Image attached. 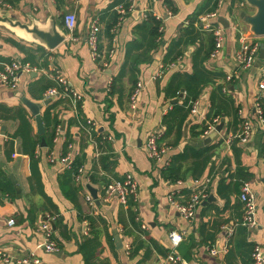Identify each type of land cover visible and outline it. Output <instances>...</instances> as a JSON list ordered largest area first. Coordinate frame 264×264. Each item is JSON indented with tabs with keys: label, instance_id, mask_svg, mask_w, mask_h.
<instances>
[{
	"label": "crops",
	"instance_id": "crops-1",
	"mask_svg": "<svg viewBox=\"0 0 264 264\" xmlns=\"http://www.w3.org/2000/svg\"><path fill=\"white\" fill-rule=\"evenodd\" d=\"M120 0H7L10 8L0 5V14L30 23L32 18L45 23L52 15L57 22L64 23L65 15H76L73 31L63 28L67 39L54 50L46 54L39 45L18 37L11 30L0 25V67L7 60L26 56L25 49L33 51L42 64L38 71L21 75L17 89L0 82V171L10 178L13 194L0 193V248L14 258H26L34 253L42 264H164L171 248L168 233L171 230L182 232L184 238L176 247V253L186 264H252V253L259 244L264 254V122L259 120L256 104L261 102L264 109V89L259 84L264 67V52L259 48L254 64L249 68H240L236 59L241 47L242 33L261 44L264 37L253 35L249 27L232 11L234 5L244 0H220L218 16L209 18V22L223 27V46L218 57H209L205 66L221 77L205 86L198 102V110L190 114L181 128L178 144L173 133L169 139L160 140L168 151L161 161L153 160L146 150L147 137L154 129H162L163 117L172 105L183 103L184 94L172 97L174 88L171 79L176 73L191 74L194 71V55L201 43L213 33L203 26L205 21L197 23L203 27L201 40L182 47L183 55L158 74L159 65L167 63L166 57L174 39L178 38L188 26L190 17L206 0H132L133 10L124 18L116 19ZM175 9V11H174ZM250 14L255 8H245ZM147 13L156 15L163 21L162 43L152 52V60L140 65L138 81L144 88L139 99L138 109L130 107L129 66L127 75L117 83L113 93L110 86L114 76L121 72L126 62L129 43L140 40L136 27L145 21ZM206 15V14H205ZM203 15L200 16V18ZM224 17L229 27L219 21ZM98 21V47L100 60L92 57L88 35L94 21ZM110 28V29H109ZM111 34L113 36L111 37ZM41 55V57H40ZM54 62L68 84L81 94V100L74 102L70 97H56L44 104L42 88L58 86L49 65ZM48 62V66H46ZM107 63V67L104 65ZM171 63V62H170ZM0 68V69H2ZM56 84V85H55ZM218 85L223 86L219 92ZM184 90V89H182ZM181 90V93H182ZM216 104L225 109L219 117L224 120L222 131L207 144L204 140L210 135L202 133V126L208 124L207 115L212 107L211 96ZM25 97L41 104V114L45 126L43 135L37 132V123L31 110L25 105ZM177 100L173 103V101ZM194 102V101H193ZM192 102V103H193ZM80 108H78V104ZM50 106V124L44 120V113ZM21 115L31 123V139L40 138L35 156L41 172V186L31 181V143L27 140L24 150L23 137L16 136L19 129L25 130ZM253 123V133L246 143L236 138L242 131L243 121ZM60 124L55 126V121ZM91 120L96 127L97 136H92L84 121ZM218 123V124H219ZM217 124V125H218ZM4 126V129H3ZM56 127V128H55ZM61 134L52 139L54 132ZM100 133L110 136L113 162V175L110 179H123L128 172L133 173L139 184L138 201L134 205L121 204L117 199L101 201L104 183H91L87 178L94 166L100 174L102 148H98L96 138ZM69 134L73 140L70 154L71 162L85 151L83 180L77 182L82 187L73 195L76 201L68 197L60 185L59 177L68 169L59 161L49 162V154L55 158L64 155V143ZM45 138L46 146H42ZM52 139V144L49 140ZM213 145L211 159L202 170L198 179L209 182V195L216 200L202 202L194 219L190 222L171 205L169 196L177 194L184 200L187 193L197 187L192 175V163L195 149ZM106 147V146H105ZM189 148V157L183 161L187 171L186 180L172 182L162 170L168 166L172 157ZM19 150L20 153H19ZM107 150V147H106ZM169 163L166 165L165 162ZM20 187L18 194L11 177ZM251 184L256 196L258 225L249 229L242 223L243 203L240 193L243 181ZM97 189L100 204L91 206L86 200L90 193L87 185ZM209 197V196H208ZM133 211V216L131 215ZM53 220L54 240L57 252H46L38 245L41 241L40 226L48 217ZM14 218V225L8 220ZM143 225L146 228L143 229ZM233 231L231 244L227 252L213 255L209 249H222L227 242L228 233ZM115 235H119L122 246H118ZM130 245V250L126 249ZM0 264H17L16 262Z\"/></svg>",
	"mask_w": 264,
	"mask_h": 264
},
{
	"label": "trees",
	"instance_id": "trees-1",
	"mask_svg": "<svg viewBox=\"0 0 264 264\" xmlns=\"http://www.w3.org/2000/svg\"><path fill=\"white\" fill-rule=\"evenodd\" d=\"M7 1V0H6ZM220 0H206V2L190 17V21L188 22V26L184 28V32L181 33V35L174 39L169 47V51L167 53L166 62L165 64H168L170 62H175L179 57L183 55L182 47H185L189 44L195 43L197 40H201V35L203 31V27L197 25V23L201 22V15L209 14L218 9ZM168 4H170L169 0L167 1ZM232 2V9L233 4ZM118 4H123V6L126 8V15L129 14V7L132 4L129 0H120ZM175 11V9H174ZM125 15V16H126ZM121 14H116V19L120 17ZM163 21L161 18H157L156 15L147 13L145 21L138 25L136 27V32L140 34V40H134L131 43H129L127 47L126 52V62L121 69V72L114 76L111 86H110V93H113L115 90V86L117 83L123 81V78L127 75V71L125 68L129 66L130 70L128 71L130 74V80L132 81V90L134 89L135 85L138 82V73L140 71V65L143 63H148L152 60V52L157 49L160 44L162 43V30H160L161 26H163ZM64 23H60L62 26ZM110 29V28H109ZM212 32V31H211ZM213 33V32H212ZM113 34H111V37ZM185 45V46H184ZM215 48V35L214 33L209 36L207 39V44L204 45L201 43L199 46V49L194 55V71L191 74L188 73H176L170 83V87L174 88V93L172 97H179L181 94V90L184 89L185 95L183 99V103H176L172 105V108L166 115L163 117V125L166 127V130L164 131L163 135L161 136L160 140L164 141L169 139V137L174 133L175 134V142L174 144H178L181 138V128L190 114L192 110V102L198 99L204 89L205 86L209 85L210 83H214L215 79L221 77V74H217L209 70L205 66L206 60L210 57L212 51ZM39 49L43 50L42 52L46 51V54L50 53L49 50L44 48L43 46L39 45ZM26 56L23 59V62H28L32 64L33 66H36L37 68H40L42 64L38 62V56L33 51H30L28 49H25ZM41 57V55H40ZM101 57L97 58V61L100 60ZM0 61H4L2 57H0ZM10 60H7L5 62H8ZM46 66H48V62L45 63ZM2 68V66L0 67ZM56 85V84H55ZM48 85L44 86L42 88V91H46L48 89ZM217 89L219 92L223 91V86L218 85ZM132 92V91H131ZM131 94V93H130ZM212 107L207 115L208 124H205L202 126V133L205 134V132L209 129L210 125L214 123V119L217 117H221L223 112H225V109L222 108L219 104H216L215 98L212 95ZM263 117H264V109L259 101ZM80 103L78 104V108H80ZM50 106L47 107L45 113H44V120L46 123L50 124L49 116H50ZM22 124L25 128V130L28 132V134L23 133V130L19 129L16 133V136L23 137V146L24 150H27V140L29 143H31V150H30V156H31V181L38 183V185L41 186V172L38 166V159L35 156L36 147L41 144L40 138L35 140L34 138L31 139V123L28 121L27 118H25L23 115H21ZM60 124V121H55V126ZM87 121L83 122V125L86 127ZM91 126V125H89ZM55 127V128H56ZM55 133L53 134L52 139L55 138ZM92 136H97L96 130H91ZM108 136H104L103 133H100L99 136L96 138V142L98 145V148H102L103 154H101L100 157V169L103 172L100 174V170H98V166H94L93 170L88 173L87 178L91 183H109L110 179L108 175H113V162L111 159L114 158V155L112 154L111 150V142L110 140H107ZM52 139L49 140V144H52ZM73 143V140L69 134H67L66 141L64 143V152L63 154L66 155L69 151V146ZM107 150H106V147ZM213 149V145H206L199 149H195L194 151V159L192 163V175L193 179H200L202 176V170L208 162L211 159L210 151ZM189 155V148H187L184 153H180L178 155H175L172 157V160L162 170L164 176L169 179L172 182H176L179 180H186L187 178V171L190 169L184 170L183 161H186L188 159ZM85 151H83L81 154H79L72 162L70 168H68L60 177V185L62 187V190L64 193L70 197L71 199L76 201V197L73 195L75 192H79V189H81L82 185L77 184L75 181V175L78 173L79 168L84 166L85 164ZM245 182V180L243 181ZM10 192L13 194V186L12 182L9 177L6 176V174L2 171H0V193H8ZM191 192V191H190ZM187 193V196L190 194ZM130 206L134 205V202L130 200L129 202ZM131 215L133 216V211L131 210ZM134 221V216H133Z\"/></svg>",
	"mask_w": 264,
	"mask_h": 264
},
{
	"label": "built area",
	"instance_id": "built-area-1",
	"mask_svg": "<svg viewBox=\"0 0 264 264\" xmlns=\"http://www.w3.org/2000/svg\"><path fill=\"white\" fill-rule=\"evenodd\" d=\"M132 1V0H129ZM220 2V1H219ZM132 3V2H131ZM0 5L4 8H10L11 6L7 3L6 0H0ZM134 7L132 4L129 7V12L133 10ZM118 11L121 14V17L124 18L126 15V8L123 4L118 5ZM218 9L212 13L203 15L201 17V21H205L204 28L210 30L215 35V48L212 51L210 57L216 58L219 56L222 46H223V27L221 24L217 25L210 23V17H217ZM158 18V17H157ZM76 26V15L74 13H69L64 17V27L73 31ZM160 30H163L161 26ZM100 32V27L98 25V21L95 20L91 26L90 33L88 35V43L91 48L92 57L97 60L100 57V51L98 47V34ZM241 47L237 51L236 59L240 68H249L251 67L256 57L258 56L260 44L258 41L250 39L248 35L242 33L240 36ZM52 64L49 65L50 71L54 73V80L57 82L58 86L51 87L47 89L44 93V99H52L58 97H70L74 102L81 100V94L74 90L68 84V80L63 76L60 69H58L54 62L51 60ZM175 63L171 62L168 64L161 63L159 65L158 74H161L166 70L167 67L174 66ZM107 63L104 65L106 68ZM38 71L36 66L28 62H23L20 58H12L10 61L5 62L3 64V68L0 69V82L6 85L9 88L17 89L20 84L21 75L23 73L30 74L31 72ZM262 79L260 81L259 87L260 89H264V67L262 68ZM144 88V84L142 81H138L135 85L134 89L130 95V107L132 110L138 109L139 99L142 94ZM257 113L259 115V120L264 122L263 112L260 106L259 101L256 104ZM198 110V102L194 101L192 103V111L196 112ZM220 118L217 117L214 119V123L210 125L209 129L205 132L204 135L209 134L211 131L215 130V127L219 123ZM89 126L88 130H95L96 127L93 125L91 120H87ZM253 123L246 119L243 121L242 131L236 135V138L239 142L246 143L250 139L253 133ZM61 131L58 129L56 132V136L60 135ZM163 135L162 129H154L151 131L147 137L146 142V150L150 158L156 161H161L163 156L168 151L169 147L160 143V138ZM108 139H112L110 136ZM72 147V144L69 148ZM70 154L62 155L59 158H55L53 153L49 154V162L54 163L56 161L61 162L67 168L71 166ZM169 162L166 161L167 165ZM84 174V166L79 168L78 173L75 175V180L77 182H81L83 180ZM197 187L190 192L187 198L184 200L180 198L177 194H172L169 196V201L171 205H173L179 213L184 216L188 221H192L195 217L196 211L199 206H201L202 202L205 201L209 196V182L207 179L204 183L200 182L198 179L195 180ZM139 184L133 173L128 172L123 179H112L109 183L104 186L103 196L101 197V201L110 202L112 199H117L124 206L128 205L130 200L133 202L138 201L139 195ZM86 200L91 206H95L96 200L90 193L86 194ZM240 200L243 203V220L242 223L247 226L249 229L254 228L258 225L256 219V211H257V202L256 196L252 190L251 184L249 182H243L240 193ZM53 220H55V216L48 217L46 221L42 223L40 226L41 231V241L39 243V247L44 249L46 252H57L59 250L57 243L54 240V229H53ZM16 220L14 218H10L8 220V224L14 225ZM143 229L146 228L145 225L142 226ZM169 239L171 242V248L169 249V253L165 258L164 264H186L181 257L176 253V247L182 242L184 236L182 232L178 230H171L169 233ZM233 235V231L228 233V239L226 245L218 250L215 247H210L209 251L213 255H217L219 252L224 251L227 252L229 250L231 244V237ZM126 249L130 250V245L126 244ZM0 261L4 263H12L16 262L17 264H42V260L35 256L34 253H31L30 256L26 258H14L8 252L2 248H0ZM252 264H264V254L262 248L259 244L255 245L254 251L252 253Z\"/></svg>",
	"mask_w": 264,
	"mask_h": 264
},
{
	"label": "water",
	"instance_id": "water-1",
	"mask_svg": "<svg viewBox=\"0 0 264 264\" xmlns=\"http://www.w3.org/2000/svg\"><path fill=\"white\" fill-rule=\"evenodd\" d=\"M248 7L255 8L256 12L254 14H249L245 9ZM233 10L235 13H238V18H240L242 22H244L249 27V30L253 35L257 37H264V0H244L242 3L240 2L237 5H233L232 11ZM31 20L32 21L30 23H27L20 19H14L10 16L0 14V25L5 26L21 39L34 42L43 46L49 51L54 50L60 44L66 41L67 34L65 30L58 24L55 15H52L45 23H42L35 18H32ZM219 21L224 25V27H229V24L224 17H220ZM18 30L23 31L25 34H21ZM260 46L261 52H264V42H262ZM181 94H184V90H182ZM22 100L35 116L38 134L43 135L46 130L41 114V104L35 103L25 97H23ZM176 101L177 100L173 101V103ZM49 102L50 99H46L44 104H48ZM223 126L224 120L220 122L215 127V130L211 132L210 135L204 140V144L209 143L217 135V133L221 132ZM42 146H46L45 138H42ZM20 151L21 150H19V153ZM11 178L15 184L18 194H20L21 190L18 186L17 180L13 176ZM87 188L90 194L96 200V203L100 204L97 189L91 184H88ZM213 200H216V197L213 193H210L207 201L211 202ZM114 238L118 246H122V240L120 236L115 235Z\"/></svg>",
	"mask_w": 264,
	"mask_h": 264
},
{
	"label": "bare ground",
	"instance_id": "bare-ground-1",
	"mask_svg": "<svg viewBox=\"0 0 264 264\" xmlns=\"http://www.w3.org/2000/svg\"><path fill=\"white\" fill-rule=\"evenodd\" d=\"M21 34H25L23 31L18 30Z\"/></svg>",
	"mask_w": 264,
	"mask_h": 264
},
{
	"label": "rangeland",
	"instance_id": "rangeland-1",
	"mask_svg": "<svg viewBox=\"0 0 264 264\" xmlns=\"http://www.w3.org/2000/svg\"><path fill=\"white\" fill-rule=\"evenodd\" d=\"M238 9V8H237Z\"/></svg>",
	"mask_w": 264,
	"mask_h": 264
}]
</instances>
